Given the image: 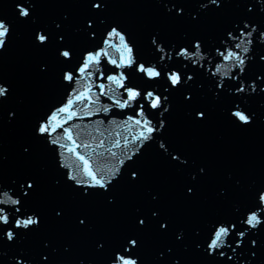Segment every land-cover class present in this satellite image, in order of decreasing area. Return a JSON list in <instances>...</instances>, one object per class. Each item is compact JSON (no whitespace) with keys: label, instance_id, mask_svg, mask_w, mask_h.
I'll list each match as a JSON object with an SVG mask.
<instances>
[{"label":"water","instance_id":"water-1","mask_svg":"<svg viewBox=\"0 0 264 264\" xmlns=\"http://www.w3.org/2000/svg\"><path fill=\"white\" fill-rule=\"evenodd\" d=\"M95 2L102 7L93 8ZM17 3L30 8L28 17L19 15ZM0 19L9 28L6 46L0 48V87L8 90L6 98L0 97V200L5 201L0 207L14 225V210L21 205L7 203L11 196L21 200L22 212L39 219L28 230L13 227V241L0 234V264H113L115 252L130 238L138 242L132 249L137 264H264V0H221L219 7L212 0H0ZM245 25V32L256 31L242 37L252 42L242 45L248 51L241 52V72L224 57L240 51L228 33L239 37ZM113 30L132 48L131 66L111 63L127 55L119 38L111 36ZM37 32L48 42L41 45ZM185 48L188 55L176 54ZM62 50L70 57H62ZM98 52L99 63L80 73L87 57ZM141 63L191 79L171 86L166 76L149 78L138 71ZM121 72L124 85L141 93L123 109L113 106L108 90L121 100L127 93L107 80ZM66 73L72 81L64 79ZM241 82L244 91L237 92ZM148 91L162 100L167 96L168 111L152 109L144 99ZM141 104L158 130L126 149L123 137L129 133L122 125L129 117L139 118ZM103 106L109 111L97 110ZM61 108L68 111L57 115ZM197 111L204 112L203 119L195 117ZM236 111L250 115L249 122L239 121ZM47 121L56 131L38 135L36 129ZM65 128H71L76 144L91 145L76 152L94 171L100 166L98 175L104 165L113 169L114 177H106L111 181L107 191L69 179L73 169L64 165L76 155L50 143L64 137L59 143L74 146ZM117 138L121 146L112 148L117 156L111 157L105 149ZM100 140L104 147L97 149ZM25 180L34 185L28 196L19 187ZM250 212L262 221L256 228L243 224ZM231 223L249 229L243 243L236 247L233 241L240 237L230 228L225 246L209 250L212 233ZM9 226L0 224L5 231ZM228 243L236 247L234 253Z\"/></svg>","mask_w":264,"mask_h":264},{"label":"snow or ice","instance_id":"snow-or-ice-1","mask_svg":"<svg viewBox=\"0 0 264 264\" xmlns=\"http://www.w3.org/2000/svg\"><path fill=\"white\" fill-rule=\"evenodd\" d=\"M212 3L215 4L217 7L220 6L221 0H212ZM93 8L95 9H100L102 7V3L101 2H95L93 3ZM16 7L19 9V15L22 17H28L30 15V11H29V7H26L25 5H21L19 3L16 4ZM177 10L182 12V8L177 7ZM89 26H91V22H89ZM248 25H245L244 28H242L240 30V36L236 37L233 35L232 31H229L228 36L232 37L233 39L237 40V43L235 44V48L240 50V51H227V55L224 57V59L226 60H233L235 61V66L240 68V71L243 72L245 69L243 67H241L242 65L245 64V57L241 54V52L243 53H247L248 49L247 47H242V45L244 43L247 44H251V40H244L242 39V37H250L252 32H255L256 29L252 28L250 31L245 32V28H247ZM9 33V28L8 26L5 24V22L0 19V48H4L6 46L5 44V40L3 39L5 36H7ZM94 35V33H93ZM260 35L262 37H264V32H261ZM111 36L113 37H118L119 41H120V48H122L124 50L125 53H127V55L125 56L123 53L121 54L120 58H119V63H117L116 59H112L111 63L116 65V67L118 68H122L125 65L131 66L132 64L135 63L134 58L132 57V48H130L127 43H125V38L123 35H120L119 32L113 30L111 33ZM48 36L37 32L36 34V40L41 44H45L48 42ZM61 40L63 39L62 37L60 38ZM153 44H156V40H153ZM109 47H114V45H112L111 43H109ZM195 47L197 49H199L200 45L197 42V44L195 45ZM157 48L159 49V51L162 53L164 50L163 48H160L159 45H157ZM104 55H107V52L103 53ZM179 56H186L189 54L188 49H181L179 51H177L176 53ZM60 55L62 57L65 58H69L71 55V52L68 50H62L60 51ZM99 55L100 53H96L95 55H90L87 57V61L83 64V66L79 69L80 73H84L86 71V69H88V67L93 64V63H99ZM160 59H163V56L158 57ZM170 58V57H169ZM261 61H264V56L260 57ZM137 70L145 73L147 75V77L149 78H158V77H162V76H166L167 81H170V85L171 86H175L178 84H182V83H186L187 80H190L191 77L190 76H186L183 78L182 80V76L179 72L176 71H172V70H168L165 71L160 69L159 71L156 70V66L153 65L151 67H145L144 64H138L137 65ZM217 71H219V69H217ZM89 75H92V73H89ZM101 78H103V74H101ZM64 79L68 80V81H72L73 80V76L71 73H66L64 75ZM126 79L125 74L123 72L121 73H117L114 75H109L107 77V80L111 81L113 84L117 85L118 87H121L124 89V92L127 93V98L121 100L118 96H116L115 91L111 88H109V93H111L110 95V99H112L113 101V106H118L119 108L123 109L126 107H130L131 106V102L132 101H136L138 97L141 96V93L137 90H135L133 87H126L123 83V81ZM98 87L101 88V90L104 89V85H98ZM252 90L255 91V85L252 86ZM262 91H264V89H261ZM7 89L4 87H0V97H4L6 98L7 95ZM89 91H91V89H89ZM236 91L237 92H243L244 91V87H243V83L241 82L240 85L236 86ZM101 94H104V92L102 91ZM186 99H190V97H185ZM99 99V97H97V100ZM144 99L149 100L150 102V107L152 109H156L158 107H163V110L166 112L168 111V107H165V101L168 100L167 96H163V100L161 99L160 95H154L153 92L148 91L146 92ZM92 103H96V101H92ZM109 107L110 106H103L102 109H97L99 110H103L104 112H108L109 111ZM68 111V109L66 108H61L59 109V112L57 113V115L59 113H64ZM204 112L203 111H197L195 112V117L197 119H203L204 118ZM233 115L241 122L243 123H248L249 119H250V115H246L244 112L242 111H236L233 113ZM137 117L139 118H133V117H129L128 121L125 122L124 125H122V127H126L128 130L129 135L131 136V139H129V135H125L123 137V145L124 147L127 149V146L129 144H132L136 141H147L150 139L151 135L156 132L158 129L157 127H154L151 124V121H149L145 116H144V105L141 104L138 111H137ZM56 119V116H53V120ZM71 119V116L65 117L64 118V123H67V121ZM130 121V123H129ZM138 126V127H136ZM163 121L159 122V128H163ZM62 127V125L60 126ZM136 127V131L133 132V128ZM38 135L40 136H44L45 134H47L48 136H52V133L56 131L55 128L52 127L51 121H47L42 123L41 125H39V127L36 129ZM64 134H66V139L69 141H72L74 146H68L67 144H63V143H59L60 139L64 138V137H56L50 140L51 144H58L60 148H64L66 149L68 152H72L76 155V160L72 161L71 163H67L64 166L73 169L74 174L69 176L70 180H73L76 182L77 185H84L85 188L91 187V188H95V187H99L102 189H105L107 191L108 189V185L111 183L110 180H106V177L108 176V174H112V176L114 177L115 173L113 172V169L111 167H107V165H104V171L98 175V172H101V168L100 166H97V170L94 171L92 166L89 164L88 159H85L84 155H81L80 153L76 152V148H83V149H89L91 147L90 144L87 143H82V144H76V142L73 140L72 138V134H71V128H65L64 129ZM117 137L120 136V133L116 134ZM121 146V140L119 138H117L114 143L109 146L108 148L105 149V151L107 153H109V155L111 157H116L117 153L112 151V148L114 147H120ZM139 145H137L138 147ZM104 147V141L100 140V142L97 144V149L98 148H103ZM161 147L163 148V144L161 145ZM97 149H92L93 152H96ZM128 151H134L133 149H128ZM123 155H126L127 152L122 153ZM98 156H103L104 153L103 152H98L97 153ZM89 156H91V154H89ZM129 159H131V156H128ZM171 159L173 160H177L178 157L176 156H172ZM82 161L83 164L81 165L79 162ZM120 164H123V160L119 161ZM119 169H116V172H118ZM203 171V170H201ZM131 178L132 179H137V173L136 172H132L131 173ZM25 184L27 187H25ZM20 189L23 191L24 196H28L29 189H32L34 187L32 181L30 180H25L23 182H21L19 184ZM192 191L191 188L188 189V192L190 193ZM85 195L88 194L87 191H85L84 193ZM6 195V194H5ZM7 203L11 204V205H21L22 207V202L20 199H13L11 196L8 197ZM0 203H5V201L0 200ZM21 207H16L14 210L13 215H15V222L14 225L11 224V220L9 215L7 214V212L5 211V209L3 207H0V224L4 225V226H9L7 228V230H4V227H0V234H2L3 236H6L8 241H13L16 238V233L12 230V228H16V229H25L28 230L30 228H32V226H37L39 224V219L38 217H36L35 214H27L25 212L21 211ZM12 215V216H13ZM155 215V214H154ZM81 224L84 223V221L82 220L80 222ZM139 225H144L145 221L143 219L139 220ZM262 221L261 219L258 217V215L256 214V212H250L247 217L243 220V224H246L248 226H250V228H256L257 225L261 224ZM160 227L162 229H166L167 225L166 224H161ZM230 228L236 230V235H238L240 237V239H235L233 241V243L236 245V247H239L240 244L243 243L244 241V237L246 232H248V228H245L244 230H239V226L236 223H231L230 226H220L218 227L213 233H212V238L210 239V242L208 243L207 247L209 250H217L220 248H223L225 246V241L229 240L230 237ZM235 235V236H236ZM232 236V235H231ZM252 245L256 244L255 240L251 241ZM229 248H231V251L234 253L236 251V247H232L231 244L228 243L227 245ZM138 247V242L135 238H130L127 241V245L124 246L122 249L117 250L113 256V258L111 259L113 261V264H137V261L135 259H132V249ZM124 252V255H121L120 253ZM220 255H224V252H220ZM253 255H255V253H253ZM45 260L47 259V257L44 258ZM229 259H231V257H229ZM178 264V262H177Z\"/></svg>","mask_w":264,"mask_h":264}]
</instances>
